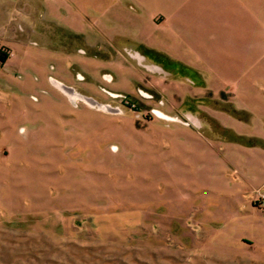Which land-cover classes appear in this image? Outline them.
Returning <instances> with one entry per match:
<instances>
[{
	"label": "rangeland",
	"instance_id": "374dc122",
	"mask_svg": "<svg viewBox=\"0 0 264 264\" xmlns=\"http://www.w3.org/2000/svg\"><path fill=\"white\" fill-rule=\"evenodd\" d=\"M116 3L122 48L111 67L75 53L112 25L98 1L0 0V264H264V212L248 213L251 190L234 210L215 194L224 195L232 171L219 184L195 177L210 169L205 149L217 131L209 75L199 72L194 90L146 71L154 65L133 60L131 44L152 51L164 37L179 39L160 21L135 31L147 24L145 9ZM174 136L186 144L169 159L162 140Z\"/></svg>",
	"mask_w": 264,
	"mask_h": 264
},
{
	"label": "crops",
	"instance_id": "0c3cea01",
	"mask_svg": "<svg viewBox=\"0 0 264 264\" xmlns=\"http://www.w3.org/2000/svg\"><path fill=\"white\" fill-rule=\"evenodd\" d=\"M88 1H98L100 16L112 25L102 28L101 43L97 44L89 39L86 51L78 49L75 53L86 56L87 61L96 58L112 67L120 57L116 48H122L117 40L121 37L117 28L123 25L121 13L117 10L116 2L119 0ZM136 1L146 11L147 24L137 28L132 25L134 30L148 31L160 21L169 33L175 34L179 43H167L164 37L162 43L150 48L152 51H144L140 45L131 44L138 51L129 56L138 64L144 65L146 61L147 64L149 62L158 66L159 71L156 70V73L159 76L168 75L172 77L170 80L183 78L194 90L204 81L199 72L209 75L206 80H209L210 90L213 92L210 99L211 113L216 121L213 129L216 128L217 131L212 132L213 137L208 142L210 147L205 149L210 169L202 170L200 167L201 171L195 177L208 174L211 183L219 184L226 173L232 171L230 174L233 179L232 182L227 181L228 188L224 195L219 191L215 194L217 199L222 197L221 199L231 201L232 209L235 210L242 205L239 201L240 194L249 190L264 191V0ZM188 37L190 40H185ZM47 38L45 40L49 41ZM72 48L68 53H74ZM159 48L162 53L158 51ZM191 56L194 63L189 60ZM193 64L195 68L192 67ZM81 77L77 80L83 81ZM103 78L107 82H113L112 75L108 74ZM52 86L70 100L72 97L68 93L76 101H80L79 96L66 89L61 82L55 80ZM81 101L91 107L86 99L81 98ZM176 132L168 134L170 136ZM174 137H168L166 143L162 140L163 145L167 146L166 149L163 147V151L168 152L166 157L169 159L180 154V146L186 144L177 136ZM192 141L197 142L195 139ZM142 145L146 146L144 151L149 150V142ZM202 149L199 152L201 158ZM198 150L193 152L194 159L200 166L206 160L198 158ZM193 152L185 150L183 153L190 155ZM186 164H180L179 168L184 170ZM173 169L178 170V165ZM253 207L248 208V213L256 216L255 209L259 208ZM247 218L240 217L238 220L244 223L252 220ZM257 222L264 232V221ZM250 238H255L253 233Z\"/></svg>",
	"mask_w": 264,
	"mask_h": 264
},
{
	"label": "built area",
	"instance_id": "2783aa9c",
	"mask_svg": "<svg viewBox=\"0 0 264 264\" xmlns=\"http://www.w3.org/2000/svg\"><path fill=\"white\" fill-rule=\"evenodd\" d=\"M77 79H80L79 76H77ZM48 81L52 85L53 82L55 81V79L52 77H49ZM65 88L68 89L69 91H71L73 94H76L72 89H70L66 86H65ZM67 100L72 105H77V103L79 102V101H75V100H70L69 98H67ZM246 195L250 199L252 205L256 206L257 208H259L261 211L264 212V191L263 190H254L252 192H248Z\"/></svg>",
	"mask_w": 264,
	"mask_h": 264
},
{
	"label": "water",
	"instance_id": "95a60500",
	"mask_svg": "<svg viewBox=\"0 0 264 264\" xmlns=\"http://www.w3.org/2000/svg\"><path fill=\"white\" fill-rule=\"evenodd\" d=\"M139 65H141V64H139ZM151 66H152V65H149L148 67H145V66H144V68H145L146 71H148V72H150V73H153V72H151V70H150ZM153 68H159V67L154 65Z\"/></svg>",
	"mask_w": 264,
	"mask_h": 264
},
{
	"label": "bare ground",
	"instance_id": "6f19581e",
	"mask_svg": "<svg viewBox=\"0 0 264 264\" xmlns=\"http://www.w3.org/2000/svg\"><path fill=\"white\" fill-rule=\"evenodd\" d=\"M150 70H151V72L156 73V70H157V69H156V68H153V69H152V67H151ZM69 97H72L71 100H75V101L77 100L76 98H74V96H69Z\"/></svg>",
	"mask_w": 264,
	"mask_h": 264
},
{
	"label": "trees",
	"instance_id": "16d2710c",
	"mask_svg": "<svg viewBox=\"0 0 264 264\" xmlns=\"http://www.w3.org/2000/svg\"><path fill=\"white\" fill-rule=\"evenodd\" d=\"M6 59H7V57L4 56L2 59L0 58V61H1V62H4Z\"/></svg>",
	"mask_w": 264,
	"mask_h": 264
}]
</instances>
